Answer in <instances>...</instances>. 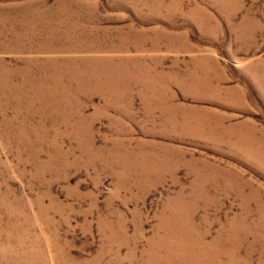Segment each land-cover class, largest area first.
Listing matches in <instances>:
<instances>
[{
  "label": "rangeland",
  "instance_id": "rangeland-1",
  "mask_svg": "<svg viewBox=\"0 0 264 264\" xmlns=\"http://www.w3.org/2000/svg\"><path fill=\"white\" fill-rule=\"evenodd\" d=\"M0 264H264V0H0Z\"/></svg>",
  "mask_w": 264,
  "mask_h": 264
}]
</instances>
